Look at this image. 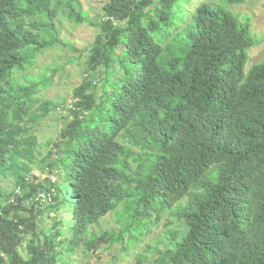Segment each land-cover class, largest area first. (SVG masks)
<instances>
[{
  "label": "trees",
  "instance_id": "16d2710c",
  "mask_svg": "<svg viewBox=\"0 0 264 264\" xmlns=\"http://www.w3.org/2000/svg\"><path fill=\"white\" fill-rule=\"evenodd\" d=\"M99 1L92 20L79 0H0V182L15 187L0 191V264H76L81 248L115 245L127 253L185 199L174 209L181 227L143 250L151 264H264V60L246 69L249 23L204 3L171 35L179 0ZM59 14L98 33L42 178L31 169L34 128L60 106L39 92L62 67L17 74L49 50H74ZM113 212L119 228L93 235Z\"/></svg>",
  "mask_w": 264,
  "mask_h": 264
},
{
  "label": "rangeland",
  "instance_id": "374dc122",
  "mask_svg": "<svg viewBox=\"0 0 264 264\" xmlns=\"http://www.w3.org/2000/svg\"><path fill=\"white\" fill-rule=\"evenodd\" d=\"M81 8L88 13L92 20L100 16L101 9L106 2L99 0H79ZM209 4L212 7H224L229 12L233 13L240 24L249 23L250 34L256 41L255 45L248 50V62L246 69L261 63L264 60V0H244L239 4H229L227 0H179L178 8L175 10V26L179 28L172 29L171 35L186 30L191 23L192 16L195 10L201 4ZM56 28L60 33V39L72 43L74 50L56 48L40 55L33 68L27 69L25 72H20L17 77L23 81L24 76L30 78L40 77L45 74L51 76V70L60 69L56 72L54 83L46 91H40L44 100H49L60 106V109L52 112L45 120L35 126V137L39 150L36 152V160L31 165L33 175L45 176L43 168L48 161V152L51 150V144L59 138V134L65 124L64 116L67 113L69 102L73 101V89L78 87L85 78V63L89 54L90 46L93 44L98 30L87 24L75 25L70 22L63 14H59L55 20ZM96 84H99L96 80ZM102 87L98 85V93H101ZM65 105V109L61 107ZM50 142V145L48 143ZM46 160V162H45ZM51 161V160H50ZM43 171V172H42ZM31 180V179H30ZM15 190L14 183L10 179H4L0 182V191L3 194H9ZM187 200L180 202L172 210L161 216L156 227L147 228V233L142 235L141 241L129 247L126 253L121 249V246L115 245L112 247L104 246L98 253L84 255L81 249L77 250L73 260L76 264H114L115 257L118 263L115 264H138L137 257L147 256V261L143 264H151L152 254L143 253L147 247H154L155 242L160 237H166L168 232L174 233L182 225V220L177 215L174 209H181L186 205ZM46 211L43 223L46 229H49L54 218V213L47 210L48 206H42ZM63 217L62 213L60 214ZM120 226L117 221V213L113 212L103 218L98 225L91 227L93 235L103 234L111 230H116ZM68 238L70 234L67 233ZM27 240L25 241V245ZM165 242L160 245V249H165Z\"/></svg>",
  "mask_w": 264,
  "mask_h": 264
},
{
  "label": "built area",
  "instance_id": "2783aa9c",
  "mask_svg": "<svg viewBox=\"0 0 264 264\" xmlns=\"http://www.w3.org/2000/svg\"><path fill=\"white\" fill-rule=\"evenodd\" d=\"M68 108L69 109H73V103L72 101L69 102V105H68ZM46 177V175L44 176V178ZM43 178V177H42ZM54 181V180H53ZM36 201L38 202H41L42 204H50L52 199L50 197V195L48 194H40L37 198H36Z\"/></svg>",
  "mask_w": 264,
  "mask_h": 264
}]
</instances>
